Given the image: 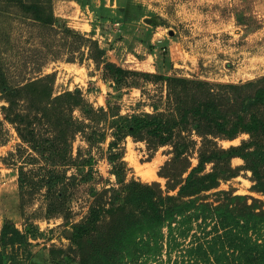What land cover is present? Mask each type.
Masks as SVG:
<instances>
[{"label":"rangeland","instance_id":"obj_1","mask_svg":"<svg viewBox=\"0 0 264 264\" xmlns=\"http://www.w3.org/2000/svg\"><path fill=\"white\" fill-rule=\"evenodd\" d=\"M50 13L53 23H35L19 4L0 0V84L22 88L37 82L24 87L16 109L38 113L30 120L35 139L25 142L16 124L4 120L1 107L8 103L0 92V141L6 140L0 142V229L12 224L23 235L21 242L0 243V264H101L99 256L115 254L112 240L121 218L103 214L84 240H72V233L93 204L106 203L111 195L106 190L117 187L107 161L110 130L105 128L106 139L92 147L80 133L66 137L52 98L78 89L95 109L109 103L126 115L153 112V105L166 108V83L157 74L211 83L256 79L264 75V0H50V9H39L38 15ZM105 62L127 70L133 86L118 94ZM72 115L83 120L79 108ZM247 138L241 133L217 139V145L226 148ZM120 146L126 179L155 183L164 194H176L188 171L182 169L197 164L196 150L188 151L187 160L171 161L170 145L153 149L128 136ZM231 165L237 175L200 197L216 203L221 197L216 191L225 190L255 198L264 209V193L253 188L244 161L235 157ZM210 170L208 163L205 172ZM191 227L179 238L184 245L203 234L198 222ZM177 255L171 252L169 258L164 245L162 255L149 263L181 264ZM144 257L131 264H148Z\"/></svg>","mask_w":264,"mask_h":264},{"label":"trees","instance_id":"obj_2","mask_svg":"<svg viewBox=\"0 0 264 264\" xmlns=\"http://www.w3.org/2000/svg\"><path fill=\"white\" fill-rule=\"evenodd\" d=\"M10 1L28 10L35 23H53L51 13L48 17L38 15L39 9H50V0ZM104 70L116 77L113 89L118 94L133 86L134 82L126 77L128 71L120 66L105 62ZM142 74L149 77L153 73ZM155 76L166 83V108L153 105V112L124 115L109 103L107 108L95 109L82 101L78 89L52 98L63 116L61 125L66 137L69 134L72 139L80 133L90 147L106 139V129L112 137L107 161L117 187L106 190L111 195L104 205L90 207L83 223L74 227L72 240L82 237L84 240L96 231L102 215L107 213L119 216L121 221L112 240L115 254L99 256L101 264H131L139 256H145L143 262L150 264L162 255L164 245L169 258L171 252H177L175 262L181 264H264V209L257 199L225 190L216 191L221 196L216 203L200 197L201 193L216 188L221 180L237 175L238 168L231 165L235 157L241 158L251 171L253 188L264 193V75L240 83H211L168 74ZM35 83L31 81L24 87ZM24 87L0 84V92L6 94L8 103L1 109L4 120L16 124L20 138L31 143L35 137L30 120L38 113L30 107L16 109ZM75 108L83 113V120L73 117ZM102 123L104 127L100 128ZM22 124L28 127L23 129ZM241 133L248 134V138L240 144L226 148L217 145V139L232 140ZM193 134L200 139L193 138ZM128 136L134 141H145L153 149L170 145L171 161L187 160L188 151L196 150L197 164L182 169L188 171L176 194H164L155 183L126 179L120 143ZM33 148L36 150L34 145ZM208 163L211 170L205 172ZM194 222H198L203 234L194 235L193 241L184 245L179 238L186 236ZM7 240L21 242L23 235L14 225L5 223L0 229V243Z\"/></svg>","mask_w":264,"mask_h":264},{"label":"water","instance_id":"obj_3","mask_svg":"<svg viewBox=\"0 0 264 264\" xmlns=\"http://www.w3.org/2000/svg\"><path fill=\"white\" fill-rule=\"evenodd\" d=\"M147 22H150V19H147ZM66 236H71V232L70 231H67L66 232Z\"/></svg>","mask_w":264,"mask_h":264}]
</instances>
